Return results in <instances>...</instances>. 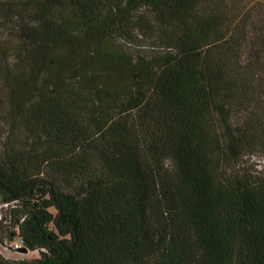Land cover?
Returning a JSON list of instances; mask_svg holds the SVG:
<instances>
[{
    "label": "trees",
    "instance_id": "16d2710c",
    "mask_svg": "<svg viewBox=\"0 0 264 264\" xmlns=\"http://www.w3.org/2000/svg\"><path fill=\"white\" fill-rule=\"evenodd\" d=\"M261 6L36 0L33 40L77 30L104 59L83 73L118 62L124 77L89 99L49 84L16 106L25 136L0 150V264H264V174L240 165L264 154ZM112 36L140 50L118 61ZM16 234L28 253L6 243Z\"/></svg>",
    "mask_w": 264,
    "mask_h": 264
},
{
    "label": "rangeland",
    "instance_id": "374dc122",
    "mask_svg": "<svg viewBox=\"0 0 264 264\" xmlns=\"http://www.w3.org/2000/svg\"><path fill=\"white\" fill-rule=\"evenodd\" d=\"M260 1L262 8L264 0ZM35 2L0 0V150L8 138L23 140L25 136L16 106L34 99L49 84L70 89L79 86L81 96L89 99V93L100 84L115 83L114 78L120 82L124 77L121 71H116L121 67L118 62L113 65L114 68L105 67L99 71L94 67L89 69L90 73L84 74L82 69L86 65L104 59L93 53L95 48L81 40L77 30H70V38L77 36L71 42L64 40L60 44H44L33 40L29 29L37 24L33 14ZM141 44L146 51L153 47L149 40H143ZM108 46V52H119L117 60L121 62L125 60L124 56L140 50L117 36L109 38ZM107 57L111 58V55ZM54 67L56 71L52 72ZM240 165L242 169L264 174V154L245 155ZM4 208L7 210L9 207L2 205L1 210ZM51 210L55 212V209Z\"/></svg>",
    "mask_w": 264,
    "mask_h": 264
},
{
    "label": "built area",
    "instance_id": "2783aa9c",
    "mask_svg": "<svg viewBox=\"0 0 264 264\" xmlns=\"http://www.w3.org/2000/svg\"><path fill=\"white\" fill-rule=\"evenodd\" d=\"M5 207H7V204H4ZM1 205H0V214L2 213L1 211ZM8 245L12 246L13 248H15L17 251L22 252L21 249L24 248L23 245V240L21 239L20 236H18V234H16L13 239L9 240L6 242ZM29 250H27L26 253H28Z\"/></svg>",
    "mask_w": 264,
    "mask_h": 264
},
{
    "label": "water",
    "instance_id": "95a60500",
    "mask_svg": "<svg viewBox=\"0 0 264 264\" xmlns=\"http://www.w3.org/2000/svg\"><path fill=\"white\" fill-rule=\"evenodd\" d=\"M21 251L25 253V252H27V248L24 247L21 249Z\"/></svg>",
    "mask_w": 264,
    "mask_h": 264
}]
</instances>
